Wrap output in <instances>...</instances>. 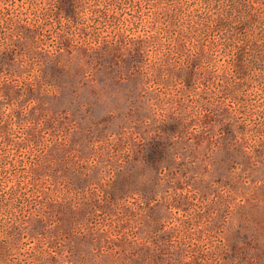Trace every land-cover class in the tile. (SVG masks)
Returning <instances> with one entry per match:
<instances>
[{
  "label": "trees",
  "instance_id": "16d2710c",
  "mask_svg": "<svg viewBox=\"0 0 264 264\" xmlns=\"http://www.w3.org/2000/svg\"><path fill=\"white\" fill-rule=\"evenodd\" d=\"M103 1L106 4L88 8L86 0H0V233L6 236L5 240L0 238V264H261L264 250L253 242L230 248L223 242L213 245L210 234L216 229L207 223H196L200 212L191 210L195 204L191 195L176 193L154 211L151 203L159 192L136 196L142 199L141 206H133L131 200L119 202L117 193L107 192V200L103 201L107 211L96 207L95 202L75 204L72 201L76 197L46 192L43 184L51 180L50 161L44 158L46 154V158L49 156L48 150L51 153L53 142H46L47 151L37 153L38 158L32 157L29 164L25 160V153L41 144L43 123L37 119L46 118L47 100L68 92L78 96L72 88L74 85L66 87L58 80L59 73L70 74L69 58L81 53L88 65L100 66L103 61H109L117 67L133 68L139 74L144 72L147 79H159L162 65L172 63L168 54L159 53L161 38L174 31L170 51L189 57L188 51L194 47L196 55L189 57L191 65L208 64L203 69L204 78L215 87L214 94L220 93L228 100L212 102L208 99L211 93L195 88L199 77L192 68L171 75L168 71L164 82H170L174 76L183 79L189 87L183 89L182 95L195 94L198 106L204 111L221 106L229 119L226 124L233 129L237 127L232 121L243 113L249 120L238 124L241 125L238 131L264 140V0H186L189 5L185 24L172 31L160 23L161 15L169 18L172 25L179 10L177 2L181 6L182 0H174V4L157 0L159 9L155 14L148 17L139 14L124 30L105 38L96 22L98 17L109 20L116 16L117 9H125L132 2L138 9L143 3H156L154 0ZM103 5L113 11L101 14ZM141 25L145 33H128ZM49 31L56 32L55 43L42 40ZM210 32H213L211 36ZM202 33L208 37H198ZM78 34L80 38L76 37ZM151 48L156 53L153 62L146 64L143 57ZM220 56L224 57L223 64H215ZM36 103L40 109L32 113ZM188 121L177 126L174 132L178 135H172L167 146L157 141L146 149L143 146L136 152V161L140 155L145 157V163L155 170L157 177L165 173L177 175L181 162L173 145L174 138L186 136L183 127ZM22 124L23 138L13 140L14 130L22 128ZM224 130L228 132L229 126L228 131ZM180 131L184 132L183 136ZM240 137L234 138L238 145ZM8 144H13L16 152H11L9 148L14 147H7ZM241 156L249 159L247 151ZM80 174L87 175L84 171H79ZM141 208L145 210L140 211ZM174 208L188 214L170 225ZM100 214L109 216L110 222L101 220L93 224ZM29 243L33 245L25 251ZM15 254L18 258H12Z\"/></svg>",
  "mask_w": 264,
  "mask_h": 264
},
{
  "label": "rangeland",
  "instance_id": "374dc122",
  "mask_svg": "<svg viewBox=\"0 0 264 264\" xmlns=\"http://www.w3.org/2000/svg\"><path fill=\"white\" fill-rule=\"evenodd\" d=\"M165 1L172 3L174 0ZM154 2V5L143 3L141 9L132 2L125 9H117L116 16L109 20L98 17L96 22L100 24L99 28L104 35L102 37H112L115 32L124 30L126 24L139 14L143 17L155 14L159 8L157 0ZM97 4L106 3L103 0H86L88 8ZM179 4L181 6L177 2L179 10L172 25L169 18L161 15L160 23L168 26L170 31L185 24L183 21L189 4L186 0ZM109 7L103 5L101 14L107 10L112 12ZM87 16L90 17L86 14ZM131 32L142 34L146 30L141 25L134 31H128ZM175 32L161 38L162 48L159 53L168 54L172 63L162 65L159 79H147L144 72L139 74L133 68L126 65L117 67L109 61H103L100 66L88 65L81 53L80 56L69 58L67 62L70 74L59 73L58 80L66 87L74 85L72 88L77 90L78 96L68 92L63 97L47 100L49 112H46V118H40L43 121L37 119L43 123L41 144L35 146L34 151L26 152L25 160L29 164L32 157L38 158L37 153L47 151L46 142H53L51 153L48 150L49 156L46 158V154L44 158L45 161H50L48 176L51 180H46L43 184L46 192L76 197L72 201L75 204L95 202L96 207L107 211L109 209L103 202L107 200V192L117 193L119 202L131 200L129 203L133 206H141L139 203H142V199L136 198L139 194L159 192L151 203L154 211L162 208V203L166 204L168 198L182 192L193 198L195 204L191 210L200 212L196 223H207L216 229V232L210 234L213 245L223 242L230 248L247 241L264 250V140L251 138L238 131L241 128L238 124L249 120L243 113L232 121L237 127L233 129L226 124L229 119L224 108L219 106L211 109L214 111H204L198 106L195 94L182 95L183 89L189 87L183 79L174 76L170 82H164L168 78V71L171 75L192 68L199 77L195 81V88L211 93L212 96L208 99L212 102H220L217 99L228 100L220 93L214 94L215 87L210 80L204 78L203 69L208 64L199 62L191 65L189 57L196 55L194 47L188 51L189 57L185 53L170 51ZM54 34L55 31H49L42 40L55 43ZM212 34L213 32L209 33L210 36ZM76 37L80 38L79 34ZM198 37L208 36L202 33ZM187 41L192 44L190 38ZM155 53L152 48L145 53L143 58L146 64L153 62ZM217 59L219 60L215 64H223L224 57ZM145 74L148 75L149 72ZM208 99H202V102ZM33 107L32 113L40 109L37 103ZM186 121L189 123L183 127L185 139L175 136L176 143H173L178 162H181L177 175L165 173L157 177L155 170L145 163V157L140 155L139 161H136V152L142 150L143 146L146 149L156 141L167 146L171 142L170 137L178 135L174 132L177 126ZM21 126L22 128L14 130L13 140L23 138L25 127L23 124ZM224 128L230 133L225 132ZM184 132L179 135L183 136ZM237 136H241L239 145L234 139ZM1 140L2 138L0 143ZM7 147H14L9 149L16 152L13 144H8ZM1 151L8 152L3 149ZM243 151L248 152V160L241 156ZM79 171H84L87 175L83 177L82 174L79 175ZM125 196H128L127 200L124 199ZM118 208L120 210L121 206ZM167 209L170 210L169 207ZM25 210L27 212V208ZM141 210L144 211L145 208ZM171 212L170 225L177 223L178 217H186L188 214L185 210L175 208ZM101 220L108 224L111 219L100 214L97 219H93V224L100 223ZM0 238L5 240V234L0 233ZM31 245L33 243L27 244L25 251H29ZM19 256L24 258V254ZM12 258H18V255L15 254ZM262 258L261 264H264V256Z\"/></svg>",
  "mask_w": 264,
  "mask_h": 264
}]
</instances>
